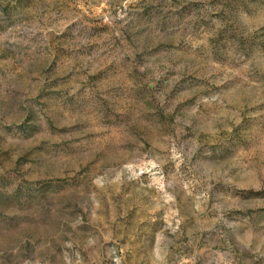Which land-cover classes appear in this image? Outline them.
Segmentation results:
<instances>
[{
	"label": "rangeland",
	"instance_id": "obj_1",
	"mask_svg": "<svg viewBox=\"0 0 264 264\" xmlns=\"http://www.w3.org/2000/svg\"><path fill=\"white\" fill-rule=\"evenodd\" d=\"M0 264H264V0H0Z\"/></svg>",
	"mask_w": 264,
	"mask_h": 264
}]
</instances>
